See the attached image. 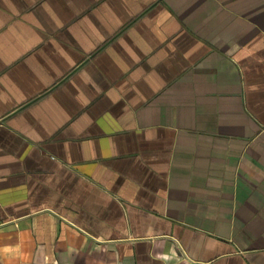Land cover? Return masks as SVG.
I'll list each match as a JSON object with an SVG mask.
<instances>
[{
    "label": "crops",
    "instance_id": "1",
    "mask_svg": "<svg viewBox=\"0 0 264 264\" xmlns=\"http://www.w3.org/2000/svg\"><path fill=\"white\" fill-rule=\"evenodd\" d=\"M0 264H264V0H0Z\"/></svg>",
    "mask_w": 264,
    "mask_h": 264
}]
</instances>
